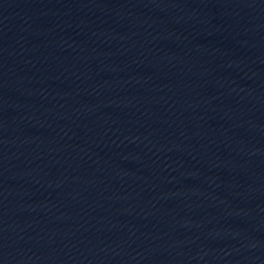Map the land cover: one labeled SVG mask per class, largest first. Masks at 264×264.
<instances>
[{
	"label": "water",
	"instance_id": "1",
	"mask_svg": "<svg viewBox=\"0 0 264 264\" xmlns=\"http://www.w3.org/2000/svg\"><path fill=\"white\" fill-rule=\"evenodd\" d=\"M0 264H264V0H0Z\"/></svg>",
	"mask_w": 264,
	"mask_h": 264
}]
</instances>
